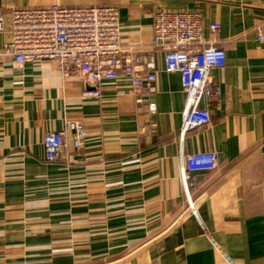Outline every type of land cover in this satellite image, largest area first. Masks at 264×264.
I'll use <instances>...</instances> for the list:
<instances>
[{
    "label": "crops",
    "instance_id": "obj_1",
    "mask_svg": "<svg viewBox=\"0 0 264 264\" xmlns=\"http://www.w3.org/2000/svg\"><path fill=\"white\" fill-rule=\"evenodd\" d=\"M113 6L120 44L156 73L148 118L130 84L103 81L99 97L50 61L15 69L0 34V264H264L263 0H0L11 9ZM202 17L205 41L225 65L210 72L219 95L201 100L208 125L180 135L184 93L152 48L156 11ZM220 26L212 35L209 25ZM262 27L263 40L256 29ZM155 126L147 133L148 121ZM83 124L86 138L44 162L48 131ZM214 152L218 166L192 173L181 158Z\"/></svg>",
    "mask_w": 264,
    "mask_h": 264
},
{
    "label": "built area",
    "instance_id": "obj_2",
    "mask_svg": "<svg viewBox=\"0 0 264 264\" xmlns=\"http://www.w3.org/2000/svg\"><path fill=\"white\" fill-rule=\"evenodd\" d=\"M264 9V0H263ZM9 39L2 45V54L12 59L15 69L34 62L50 61L66 78L77 77L90 87L85 94L99 97L103 81L123 79L130 84L138 104L148 118L156 114L152 98L156 73L142 63L141 57L120 44L118 9L113 6L11 9L0 13V34ZM212 35L220 26L209 25ZM203 21L199 13L187 11H156L152 22V48L164 58V70L177 73L184 93L180 135L210 123L200 101H210L219 95L210 72L225 65L224 51L203 38ZM257 39L263 40L262 27L256 29ZM147 133L155 124L148 121ZM74 150L81 148L86 132L82 123L69 122L67 128L48 131L43 137L44 162L54 164L66 157L67 139ZM218 166L214 152H196L181 158L180 181L188 203L193 187L192 173L211 172Z\"/></svg>",
    "mask_w": 264,
    "mask_h": 264
}]
</instances>
